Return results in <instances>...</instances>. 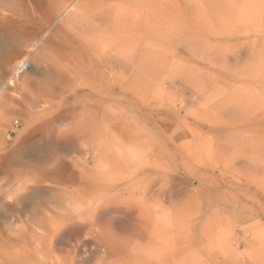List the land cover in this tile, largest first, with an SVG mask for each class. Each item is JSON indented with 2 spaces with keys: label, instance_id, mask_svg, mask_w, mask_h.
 Here are the masks:
<instances>
[{
  "label": "rangeland",
  "instance_id": "obj_1",
  "mask_svg": "<svg viewBox=\"0 0 264 264\" xmlns=\"http://www.w3.org/2000/svg\"><path fill=\"white\" fill-rule=\"evenodd\" d=\"M224 98L256 107L223 115ZM243 111L264 124V0H0V264L122 258L106 261L109 228L93 215L99 199L65 180L68 165L77 171L74 161L92 158V139L66 132L105 129L186 132L200 148L212 141L214 173L190 181L207 182L223 210L211 264H264V144L237 156L260 165L258 183L230 167L231 141L208 134L232 128ZM86 209L91 233L82 239L90 242L50 238L53 222ZM133 252L124 263H148Z\"/></svg>",
  "mask_w": 264,
  "mask_h": 264
},
{
  "label": "bare ground",
  "instance_id": "obj_2",
  "mask_svg": "<svg viewBox=\"0 0 264 264\" xmlns=\"http://www.w3.org/2000/svg\"><path fill=\"white\" fill-rule=\"evenodd\" d=\"M222 100L216 111L223 115L227 111L240 112L243 109L247 112L256 107L250 108L247 99ZM244 111L232 128L216 130L211 127L208 130L209 140L224 139L222 142L231 141L234 144L233 147L237 150L235 158H241L244 150L259 149L264 144V124H260L257 115L250 117ZM254 131L255 134L251 136L254 138L246 139ZM68 134L71 137L86 135L92 139L87 149L92 158L86 160L88 164L74 161L77 171L68 165L69 175L65 180L69 184H78L79 193H90L99 199L93 215L96 214L94 219L109 228L103 233L101 242L109 258L106 261H113L120 254L122 258L117 264H126L125 258H129L125 253L133 249L134 256L143 255L147 264H161L170 259L174 264H211L214 253L213 222L215 216L223 210L214 209L212 203L215 197L207 182L203 181L193 188L190 181L192 175H206L209 179L210 173H214L215 166L209 161L212 141L210 147L206 145L200 148L196 139H187L186 132L176 138L163 130L145 129H105L95 133L80 130L66 132V136ZM190 134L198 138L195 132ZM86 144L85 142V148ZM245 156L246 154L242 157L243 163H239L237 157L230 167H237L240 176L254 178L259 183L256 171L260 165L252 166L250 161L246 162L248 157ZM238 199L241 198L238 196L236 201ZM92 205L89 204L91 208ZM117 209L118 212L121 211V215L113 216V210L117 212ZM88 210L74 212L72 217L67 215L62 220L53 222L50 226V238L60 245L71 239L75 243L80 241L82 246L90 242L89 239H82L86 233H91V227L87 226ZM108 215L112 217L108 218ZM222 218L228 217L226 215ZM92 219L90 217L89 222L94 223L95 220ZM82 223L86 224L83 226ZM256 226L255 221L252 228ZM99 238L100 236L92 233L90 239L96 241ZM82 246H74L76 254L80 253Z\"/></svg>",
  "mask_w": 264,
  "mask_h": 264
}]
</instances>
